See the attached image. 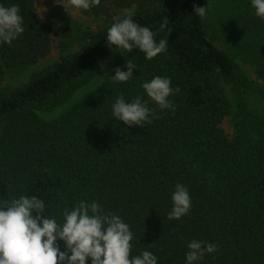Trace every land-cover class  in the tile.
Listing matches in <instances>:
<instances>
[{
    "label": "trees",
    "instance_id": "1",
    "mask_svg": "<svg viewBox=\"0 0 264 264\" xmlns=\"http://www.w3.org/2000/svg\"><path fill=\"white\" fill-rule=\"evenodd\" d=\"M35 1L0 0L19 6L25 29L11 44L0 42V80L51 49V25L37 14ZM215 1L214 17L213 0H101L80 9L98 15L134 6L133 20L157 42L166 39L167 50L151 60L138 48L122 51L92 91L58 117L41 120L36 110L63 104L120 49L106 41L113 19L84 32L88 43L21 86L1 89L0 201L36 196L45 204L43 215L61 224L65 208L95 201L129 225L130 258L150 251L157 264H185L187 244L195 239L218 245L195 264H264V19L251 0ZM194 4L208 5L203 18ZM61 32L69 35V28ZM236 56L251 64L262 85H252ZM126 61L137 66L133 76L113 81L116 67L127 71ZM155 76L179 87L168 98L175 112L148 98L142 84ZM225 84L236 92L234 112ZM254 90L257 99L250 97ZM119 96L126 102L141 97L159 118L143 127L124 125L112 115ZM230 115L234 131L227 137L220 125ZM177 183L187 187L191 209L169 220ZM58 244L64 251V242Z\"/></svg>",
    "mask_w": 264,
    "mask_h": 264
},
{
    "label": "clouds",
    "instance_id": "2",
    "mask_svg": "<svg viewBox=\"0 0 264 264\" xmlns=\"http://www.w3.org/2000/svg\"><path fill=\"white\" fill-rule=\"evenodd\" d=\"M69 8L89 10L99 6L101 0H55ZM257 17L264 19V0H251ZM195 14L203 18L207 7L193 5ZM133 13L125 9V16L114 17V23L107 31L108 46L115 45L132 52L138 48L144 58L151 60L167 50V40H155V33L147 26H141L133 20ZM60 26L59 24L57 25ZM166 25H161L163 30ZM25 31L23 17L18 5L4 7L0 5V42L11 44ZM111 48V47H110ZM104 65L101 64V68ZM127 71L115 68L112 80L126 82L137 68L126 61ZM148 98L159 109L176 108L168 99L179 92V87H171L170 78L155 76L142 84ZM112 115L127 126L143 127L153 118L159 117L155 110L147 106L141 97L126 102L123 96L117 97L112 105ZM172 209L168 219H180L191 209V197L187 187L177 183L172 194ZM44 202L36 196L21 195L11 201H0V264H157V257L150 251L130 258L133 233L128 224L112 213H104L102 206L93 201H80L71 210H63L64 222L43 215ZM58 241H63L65 250L61 251ZM187 247L185 264H195L206 253L218 251V245L204 241L191 240Z\"/></svg>",
    "mask_w": 264,
    "mask_h": 264
},
{
    "label": "rangeland",
    "instance_id": "3",
    "mask_svg": "<svg viewBox=\"0 0 264 264\" xmlns=\"http://www.w3.org/2000/svg\"><path fill=\"white\" fill-rule=\"evenodd\" d=\"M218 1L213 0L211 3L212 13L210 16H215L218 8ZM37 14L40 18L51 25L52 45L49 53L34 64L28 65L24 69H12L9 70L2 80H0L1 89H11L24 84L30 77V75L44 66L57 61L60 56L77 50L81 45L88 43L84 41L83 33L87 31L97 32L102 28L110 24L111 20L116 16L125 14L124 7L113 6L110 7L106 14H84L80 9L69 8L71 15L65 11L63 5H58L55 0H36L34 3ZM134 6H130L128 9L132 10ZM216 10V11H215ZM60 25L59 27L57 25ZM211 28L214 27L210 23ZM61 27L69 28V35H63ZM218 30V28H217ZM215 44L219 47H224L221 41H215ZM124 51L120 48L111 58L105 62L103 68H99L96 75L88 81L85 85L81 86L73 92L71 97L63 104L55 107L50 111L36 110V115L44 121L52 120L59 115L63 114L74 103L80 100L84 95L92 91L103 79L108 69L114 64L118 56ZM236 61L246 73L248 79L252 82V85H262V81L256 76L251 64L236 56ZM227 96L231 102L233 112L236 111V100L233 87L229 84L224 85ZM256 87V86H255ZM250 97L256 95V91L249 92ZM256 98V97H255ZM257 99V98H256ZM261 102V101H260ZM262 106L264 103L261 102ZM221 128L227 137H231L234 131V118L233 115L226 116L222 123Z\"/></svg>",
    "mask_w": 264,
    "mask_h": 264
}]
</instances>
